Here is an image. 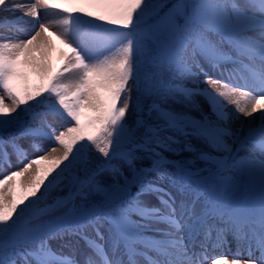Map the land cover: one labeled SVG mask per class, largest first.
Returning a JSON list of instances; mask_svg holds the SVG:
<instances>
[{
  "label": "snow or ice",
  "instance_id": "6c2138e0",
  "mask_svg": "<svg viewBox=\"0 0 264 264\" xmlns=\"http://www.w3.org/2000/svg\"><path fill=\"white\" fill-rule=\"evenodd\" d=\"M0 173V264H264V0H0Z\"/></svg>",
  "mask_w": 264,
  "mask_h": 264
},
{
  "label": "rangeland",
  "instance_id": "374dc122",
  "mask_svg": "<svg viewBox=\"0 0 264 264\" xmlns=\"http://www.w3.org/2000/svg\"><path fill=\"white\" fill-rule=\"evenodd\" d=\"M50 13L55 16L56 14L59 13V9H50L49 10ZM53 39V44L55 45V50L51 53V62L54 66H59V58L61 56V53L62 52H65L67 51L66 49H64L62 47V45L59 44L58 41H56L54 38ZM32 82L33 83H36V79L35 77L32 78ZM185 84L186 86L188 87H191V82L190 81H185ZM197 100V102L203 104L204 103V98L203 97H196L195 98ZM194 115H197L196 113L193 112ZM22 144H27V141H21ZM193 144L195 147L197 148H202L204 151H207L209 153H211L212 155H215L214 152H212V150L210 148H205L202 144H200L198 141H193ZM202 166V165H201ZM3 173H0V176H2ZM149 200H153L155 201V197H150L148 198ZM71 242L73 243H76L77 245H79L81 247V249H83V258L86 254H89L90 250L88 249V246L86 245V243L84 242V240L80 239L79 237H75V236H65L63 238H59V239H53L50 241V244H51V247L54 248L53 250L54 251H57V252H62L64 253L65 255H69V253H65L64 249V246H68L69 244H72ZM73 258H75L76 260L78 261H82L80 259L77 258V255L76 253H74V255L72 254L71 255Z\"/></svg>",
  "mask_w": 264,
  "mask_h": 264
},
{
  "label": "bare ground",
  "instance_id": "6f19581e",
  "mask_svg": "<svg viewBox=\"0 0 264 264\" xmlns=\"http://www.w3.org/2000/svg\"><path fill=\"white\" fill-rule=\"evenodd\" d=\"M22 2H26V0H22ZM50 14H51V13H50ZM51 15H52V14H51ZM209 74H210V75H213V76H215V77H217V78H220V79H227L226 76H225V77H221V76L219 75L218 72H209ZM242 74H243V73H238L236 78H234V79H232V80H228L227 82H228L229 84H234V83H236V82L238 81V79H239V75H242ZM239 82H240V83H243V81H239ZM200 87H201V88H205V87H207V85H205V84H201ZM228 108L231 110V109L233 108V106L229 105ZM192 115H194V114L192 113ZM255 116L257 117V123H258V116H259V113L255 114ZM241 119H243V117H241ZM242 154H243V153H242ZM148 200H149V199H148ZM149 202H150V203H155V201H153V200H149ZM71 243H72V244H69L68 246H67V245L64 246L63 250L66 249V250H64L65 253H66V252L69 253V256H71L72 254L74 255V253H76L77 258L80 259V260H83V249H81V247H80L79 245H77L76 243H73V242H71ZM232 248H233V250L235 249V244H234V243H233V245H232ZM53 249H54V248H53ZM63 254H64V253H63ZM227 254L230 255V253H227ZM210 255H211V253H210ZM215 255H217V256L219 257V255H220L219 251H217V252L215 253ZM221 264H223V261H221Z\"/></svg>",
  "mask_w": 264,
  "mask_h": 264
},
{
  "label": "trees",
  "instance_id": "16d2710c",
  "mask_svg": "<svg viewBox=\"0 0 264 264\" xmlns=\"http://www.w3.org/2000/svg\"><path fill=\"white\" fill-rule=\"evenodd\" d=\"M10 135V134H9Z\"/></svg>",
  "mask_w": 264,
  "mask_h": 264
}]
</instances>
